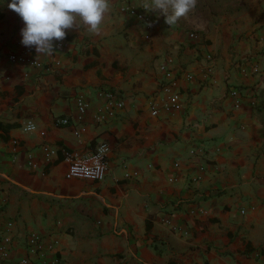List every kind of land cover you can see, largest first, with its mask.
<instances>
[{
  "label": "crops",
  "instance_id": "crops-1",
  "mask_svg": "<svg viewBox=\"0 0 264 264\" xmlns=\"http://www.w3.org/2000/svg\"><path fill=\"white\" fill-rule=\"evenodd\" d=\"M9 3L0 0V234L13 242L0 264H21L31 233L54 243L32 264H264V0H198L172 26L145 8L151 0H110L99 34L81 25L52 55L34 47L30 58L60 62L52 71L9 59L26 48ZM163 65L182 109L163 107ZM110 90L124 106L98 121ZM101 143L106 178H67L70 158Z\"/></svg>",
  "mask_w": 264,
  "mask_h": 264
},
{
  "label": "built area",
  "instance_id": "built-area-1",
  "mask_svg": "<svg viewBox=\"0 0 264 264\" xmlns=\"http://www.w3.org/2000/svg\"><path fill=\"white\" fill-rule=\"evenodd\" d=\"M127 10L135 15L140 21L147 22L148 15L144 9H135L132 7H127ZM264 28V25H263ZM195 35V32L191 33ZM63 45L62 42L58 43ZM34 47L24 48L23 52L17 53L12 52L9 54V59L14 62H20L23 64H29L31 66L40 67L46 71L55 70V67L60 64L59 61L54 63H44L43 61L37 58H30L28 55L32 53ZM209 59H212V55H208ZM165 72V79L161 84V89L167 94L166 99L163 102V107L165 109H182L185 102L182 98V91L179 86L178 78L175 75L172 69L167 68L166 66L161 67ZM187 76L192 78V74L188 73ZM230 93L237 97L240 95V91L237 88L230 90ZM239 103H237V106ZM78 106V117L80 120L86 115L90 102L87 101L84 97H78L77 99ZM124 106L123 99L115 91L106 92V104L104 107L98 109L96 119L98 121H104L106 115H114L115 111ZM159 111L156 105H152V113L157 114ZM70 119L68 117H59L57 119V124L67 125L69 124ZM25 129L28 131H33L37 129V125L34 121L29 120L25 126ZM41 134H45V131H41ZM17 142L16 140L14 141ZM54 152V151H52ZM109 152V145L106 143H101L96 147L95 150L88 152L86 154H75L70 158L69 166L66 172L67 178H81L91 181H102L106 178L108 173V164H107V154ZM178 165V164H176ZM129 176V173H127ZM9 228L13 226V222L8 223ZM13 242V236L10 232H5L0 234V256L1 258H7L8 256V247ZM57 243V241H55ZM54 243L50 244L48 248H45L42 244V236L37 233H31L27 238V249L28 255L22 257L20 260L21 264H32L33 258H43L46 256L48 250H52ZM61 258L55 256L53 259L44 260V264H59Z\"/></svg>",
  "mask_w": 264,
  "mask_h": 264
},
{
  "label": "clouds",
  "instance_id": "clouds-1",
  "mask_svg": "<svg viewBox=\"0 0 264 264\" xmlns=\"http://www.w3.org/2000/svg\"><path fill=\"white\" fill-rule=\"evenodd\" d=\"M198 0H151L145 4L162 9L165 23L172 26L195 9ZM8 8L24 22L22 45L35 47L37 55H52L54 41H63L69 29L81 25L99 34L101 24L110 10V0H11Z\"/></svg>",
  "mask_w": 264,
  "mask_h": 264
}]
</instances>
